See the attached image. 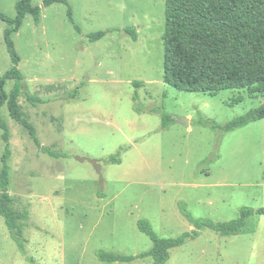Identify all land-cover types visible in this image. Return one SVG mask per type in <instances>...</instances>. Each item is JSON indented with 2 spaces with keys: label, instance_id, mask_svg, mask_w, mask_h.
<instances>
[{
  "label": "rangeland",
  "instance_id": "obj_1",
  "mask_svg": "<svg viewBox=\"0 0 264 264\" xmlns=\"http://www.w3.org/2000/svg\"><path fill=\"white\" fill-rule=\"evenodd\" d=\"M15 1L0 0V11L14 17ZM42 1L31 0L41 8L39 23L26 15L11 38L23 76L20 110L40 145L57 154L41 150L0 107L7 188L14 210L26 212L23 251L0 215V264H151V257L102 262L96 252L149 250L139 219L159 237L190 231L181 202L194 219L213 222L234 219L244 206L264 207V118L224 133L210 126L257 108L264 96L165 83L164 0ZM5 27L0 19V76L11 66ZM14 83L5 82L6 93ZM162 114L170 117L165 128ZM1 135L0 128V170ZM111 155L119 160L108 161ZM164 264H264V215H251L235 235L202 227Z\"/></svg>",
  "mask_w": 264,
  "mask_h": 264
},
{
  "label": "trees",
  "instance_id": "obj_2",
  "mask_svg": "<svg viewBox=\"0 0 264 264\" xmlns=\"http://www.w3.org/2000/svg\"><path fill=\"white\" fill-rule=\"evenodd\" d=\"M67 0H43L42 6ZM15 16L8 17L0 11V19L5 22L3 39L8 51L11 66L0 76V107L6 105L9 115L20 123L30 137L50 155L57 152L42 147L34 133L33 126L23 116L18 97L23 89L19 82L23 76L18 69L20 57L16 53L11 34L17 32L26 15H31L38 24L41 8L32 5L31 0H16ZM68 15L71 16L70 9ZM71 20V17H70ZM123 31L136 39L130 27ZM108 31H97L89 35L91 41L103 37ZM163 81L168 85L187 92L215 94L224 89H246L250 95L264 96V0H164ZM15 80L11 90L3 89L5 82ZM30 102L38 99L27 94ZM161 127L165 128L170 117L162 114ZM264 118V101L254 109L237 116L222 125L210 123L213 129L222 133L241 128L253 121ZM2 139L5 142L1 155L0 170V215L8 228L10 236L23 251L22 223L26 212H18L12 206L8 192V127L0 118ZM118 155H111L108 161L117 162ZM184 216L193 225L190 231L176 237H159L146 219L137 221V228L152 241L149 250L137 255H123L111 251L98 250L96 257L102 262H131L136 258L151 257V264H164L169 250L182 245L186 240L198 235V230L208 227L220 235L238 234L247 219L254 214L264 215V207L244 206L234 219L213 222L209 219H194L179 203Z\"/></svg>",
  "mask_w": 264,
  "mask_h": 264
}]
</instances>
